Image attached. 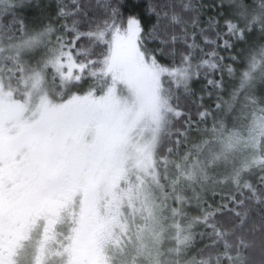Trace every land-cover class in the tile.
Returning a JSON list of instances; mask_svg holds the SVG:
<instances>
[{"label": "snow or ice", "instance_id": "obj_1", "mask_svg": "<svg viewBox=\"0 0 264 264\" xmlns=\"http://www.w3.org/2000/svg\"><path fill=\"white\" fill-rule=\"evenodd\" d=\"M54 5L0 0V264H264V0Z\"/></svg>", "mask_w": 264, "mask_h": 264}, {"label": "trees", "instance_id": "obj_2", "mask_svg": "<svg viewBox=\"0 0 264 264\" xmlns=\"http://www.w3.org/2000/svg\"><path fill=\"white\" fill-rule=\"evenodd\" d=\"M202 2L206 6L213 5L214 2L218 3V0H202ZM51 5V8H48L47 6ZM54 0H41V8H35V7H28L25 8L23 13H21L26 20L29 23L38 21L39 19H43L45 15L51 12L52 8H54ZM43 13V15H42ZM214 12L212 11L211 7H207L204 12V19H207L209 15H213ZM203 47V45H201ZM247 45L245 44H237L236 48L231 51H224L219 50V54L223 57H225V63H231L230 57L237 55L239 53L241 59L246 55ZM217 78H219V73L216 74ZM225 82L228 81V76L225 74L224 76ZM205 86V80L204 77L201 76L199 80H196L193 82V90L197 93V97L203 95L205 98V105L204 107H211L215 101L216 94L213 93V96L211 99L208 98L207 94L205 92H202L201 89H203ZM197 97H192V101L195 103L190 104V111L195 114L196 113V105L200 103V101L197 99ZM211 102V103H210ZM202 245H197V247H200Z\"/></svg>", "mask_w": 264, "mask_h": 264}, {"label": "rangeland", "instance_id": "obj_3", "mask_svg": "<svg viewBox=\"0 0 264 264\" xmlns=\"http://www.w3.org/2000/svg\"><path fill=\"white\" fill-rule=\"evenodd\" d=\"M253 39H256V37L254 36ZM246 45V44H245Z\"/></svg>", "mask_w": 264, "mask_h": 264}, {"label": "bare ground", "instance_id": "obj_4", "mask_svg": "<svg viewBox=\"0 0 264 264\" xmlns=\"http://www.w3.org/2000/svg\"><path fill=\"white\" fill-rule=\"evenodd\" d=\"M211 103V102H210Z\"/></svg>", "mask_w": 264, "mask_h": 264}]
</instances>
